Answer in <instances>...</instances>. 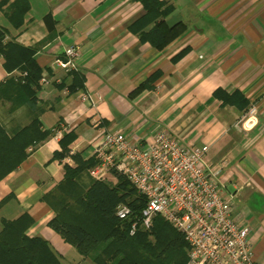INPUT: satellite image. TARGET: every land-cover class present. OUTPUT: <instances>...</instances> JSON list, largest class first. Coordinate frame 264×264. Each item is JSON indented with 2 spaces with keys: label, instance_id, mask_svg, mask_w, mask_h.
Returning <instances> with one entry per match:
<instances>
[{
  "label": "crops",
  "instance_id": "0c3cea01",
  "mask_svg": "<svg viewBox=\"0 0 264 264\" xmlns=\"http://www.w3.org/2000/svg\"><path fill=\"white\" fill-rule=\"evenodd\" d=\"M3 1L6 41L31 49L49 84L38 82L29 99L13 83L22 73L6 72L0 57V126L11 137L36 120L52 134L28 147L24 161L0 181V229L2 221L25 213L31 218L25 235L46 241L60 264H93L48 227L53 211L42 196L62 180L64 166L74 167L73 155L91 158L100 132L119 131L140 141L164 130L185 145L208 147L207 164L222 166L219 178L232 197L234 216L248 228L255 264H264V0H160L172 7L165 25L186 28L162 50L130 30L144 14L136 0H24L28 9L17 28L6 17L16 0ZM152 28L153 23L143 31ZM70 46L78 47V56L75 70L65 74L53 61ZM72 72L83 82L69 92ZM250 108L256 113L244 125ZM69 132L74 140L67 155L52 159ZM89 170L79 181L83 190L94 181Z\"/></svg>",
  "mask_w": 264,
  "mask_h": 264
},
{
  "label": "trees",
  "instance_id": "16d2710c",
  "mask_svg": "<svg viewBox=\"0 0 264 264\" xmlns=\"http://www.w3.org/2000/svg\"><path fill=\"white\" fill-rule=\"evenodd\" d=\"M144 10L140 19L134 22L130 30L141 42H147L157 50L164 49L185 31V25L177 23L167 27L164 18L172 7L160 0H136ZM6 1L0 3V7ZM28 6L24 0H16L6 11V17L14 27H20ZM48 30L52 29L49 15L43 17ZM153 23L150 31L143 29ZM187 51L184 48L174 61ZM33 51L6 41V32L0 28V57L6 72L18 70L25 73L22 79L13 82L29 99H33L38 89L42 69L33 58ZM72 81L68 91L82 87L83 77L71 73ZM139 86L132 95L143 90ZM214 94H219L215 92ZM224 103H231L232 97L222 94ZM52 132H42L40 125L33 120L13 136L8 137L0 126V181L14 171L26 158L25 150L47 139ZM74 135L64 133L59 140L60 151L52 159L61 160L68 153V145ZM74 167L64 166L62 180L48 193L41 202L53 211L48 227L57 233L64 243L93 264H185L188 245L183 236L160 217L153 219L148 230H138L129 234L131 224L140 216L145 200L139 196L128 182L120 175L113 174L116 183L92 181L83 190L79 181L88 169L94 167L91 157L82 160L79 155L71 157ZM124 205L130 210L129 218L118 219L115 210ZM1 206V202H0ZM31 225V218L22 214L12 221H2L0 229V264H60L59 258L41 238H29L25 235Z\"/></svg>",
  "mask_w": 264,
  "mask_h": 264
},
{
  "label": "built area",
  "instance_id": "2783aa9c",
  "mask_svg": "<svg viewBox=\"0 0 264 264\" xmlns=\"http://www.w3.org/2000/svg\"><path fill=\"white\" fill-rule=\"evenodd\" d=\"M77 56L78 47H67L63 58L55 59L53 65L68 74L75 70ZM48 84L41 75L39 85ZM255 113L250 108L243 124ZM207 153V146L185 145L164 130L140 141L104 130L92 146L96 164L88 174L103 182L114 178V173L120 175L143 197L144 207L131 224L130 235L148 230L153 219L160 217L187 243L185 264H255L248 228L234 216L232 197L219 178L222 166L210 168ZM115 215L125 220L130 210L119 205Z\"/></svg>",
  "mask_w": 264,
  "mask_h": 264
}]
</instances>
